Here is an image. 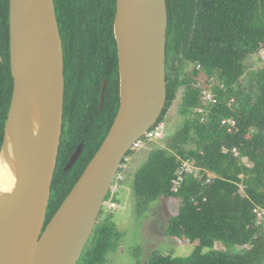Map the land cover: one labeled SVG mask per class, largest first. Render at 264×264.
I'll return each instance as SVG.
<instances>
[{
  "label": "trees",
  "instance_id": "trees-1",
  "mask_svg": "<svg viewBox=\"0 0 264 264\" xmlns=\"http://www.w3.org/2000/svg\"><path fill=\"white\" fill-rule=\"evenodd\" d=\"M212 1L216 4V18L210 12L208 27L198 24L196 44L183 50L178 72L167 79L166 105L158 121L179 98L181 128L165 148L150 152L132 180V199L138 213L146 204L162 198L177 200L166 235L193 245V251L177 258L154 252L148 264H264V219H258L255 212L264 209V65L247 70L243 64L247 56L264 48V0H202L208 5ZM115 3L116 0H54L66 83H79L85 74L78 76L71 70L75 60L89 61L94 56L99 71L107 73L112 72L114 59L117 71ZM186 63L194 65L191 73L183 72ZM197 64L208 75H216L226 88L223 93L217 92L216 104L204 105L200 99ZM12 90L9 0H0V146ZM72 102L67 91L60 150L79 124V118L72 114ZM198 109L206 111L204 123ZM224 119L235 120V127L225 124ZM178 158L188 159L214 176L207 182L201 171L200 176L186 174L178 192L172 193ZM60 181V175L55 174L47 221L71 188L65 181L61 186ZM128 183L125 176L117 182L119 186ZM118 198L111 191L107 200L116 202ZM111 219L107 214L96 223L79 264H107L106 255L116 248L117 241L111 243L112 235L119 239Z\"/></svg>",
  "mask_w": 264,
  "mask_h": 264
},
{
  "label": "water",
  "instance_id": "water-1",
  "mask_svg": "<svg viewBox=\"0 0 264 264\" xmlns=\"http://www.w3.org/2000/svg\"><path fill=\"white\" fill-rule=\"evenodd\" d=\"M165 0H116L120 106L86 171L47 221L64 118V58L54 0H9L13 81L0 146V264H76L126 153L166 103ZM73 155L66 166L77 158Z\"/></svg>",
  "mask_w": 264,
  "mask_h": 264
},
{
  "label": "flooded vegetation",
  "instance_id": "flooded-vegetation-1",
  "mask_svg": "<svg viewBox=\"0 0 264 264\" xmlns=\"http://www.w3.org/2000/svg\"><path fill=\"white\" fill-rule=\"evenodd\" d=\"M199 1L200 0H166L169 20L166 44L167 78H173L178 72L175 63L177 59L180 60L182 58V50H188L194 47L198 24H205L208 27L210 12L212 18H216V4H214L213 1L208 5L203 4L201 0V14L199 16ZM204 33L209 35L206 29ZM116 63L117 71L114 67V59H112V72L101 73L96 65L94 56L89 61H85V59L82 61L75 60L73 64H71V70H74L78 76H80L82 72L85 73L83 74V79L81 81L79 80V83H66L65 78L64 111L66 92L68 91L69 98L73 100L71 105L72 114L76 118H79V124L76 128L72 129L71 136L67 143L62 144V150L59 151V154L62 153L57 158L55 174L60 175L61 186L65 181L66 185L71 187L69 192L86 171L95 154L102 147L106 136L113 126L115 117L117 116L120 106L118 53ZM88 73L89 75L86 76ZM99 79L101 80L99 81ZM77 152L78 154L75 162L66 170V166ZM127 154H131L130 151ZM119 172L120 169L117 175Z\"/></svg>",
  "mask_w": 264,
  "mask_h": 264
},
{
  "label": "rangeland",
  "instance_id": "rangeland-1",
  "mask_svg": "<svg viewBox=\"0 0 264 264\" xmlns=\"http://www.w3.org/2000/svg\"><path fill=\"white\" fill-rule=\"evenodd\" d=\"M243 64L247 70L257 69L264 65V54L249 55ZM179 104L180 99L177 98L168 109L163 120L165 132L161 127L158 128L159 136L153 133L143 140L132 154L125 156L126 160L118 179L122 180L123 176L128 178L129 193L118 198L120 207L117 210L108 211L119 239L112 235L111 243L117 241L114 243L116 248L114 252L106 255L107 264H148V259L154 252L177 258L187 257L193 251V245L166 235L167 223L176 213L177 200L162 198L152 204H146L142 212L138 213L131 196L133 174L145 163L150 152L165 148L174 133L181 128L183 121L177 113ZM106 213L101 211L102 215L100 214L98 221L106 217ZM79 260L76 264H79Z\"/></svg>",
  "mask_w": 264,
  "mask_h": 264
},
{
  "label": "clouds",
  "instance_id": "clouds-1",
  "mask_svg": "<svg viewBox=\"0 0 264 264\" xmlns=\"http://www.w3.org/2000/svg\"><path fill=\"white\" fill-rule=\"evenodd\" d=\"M166 1V0H165ZM168 13V12H167ZM168 23H169V20H168ZM167 29H168V26H167ZM168 32V31H167ZM167 32H166V44H167ZM197 39V38H196ZM196 44V43H195ZM183 51V50H182ZM167 53V52H166ZM256 54H264V48H260L259 51L256 53ZM183 55V54H182ZM166 59H167V55H166ZM179 59H177L176 63H175V66L176 68L178 69V66H179ZM165 67H166V71H167V66L165 64ZM196 71H197V76H196V85L200 88V99L202 100V102L204 103V105H207V104H216L218 102L217 100V92H224L226 90L225 86L219 82L217 80V77L216 75H208V73L201 67L200 64H197L196 65ZM185 69H188L189 71L187 72V70ZM184 70L186 74L188 73H191L193 70H194V65L190 64V63H186L185 67H184ZM168 73V72H167ZM167 73H166V81L168 83V78H167ZM205 92H209L211 93L213 99L215 100V102L213 101H208L205 99V95L204 93ZM166 105V103H165ZM165 108V106H164ZM164 110V109H163ZM163 113V112H162ZM197 113H199L200 115H202L200 121L202 123L205 122V114H206V111H203L202 109H198L197 110ZM167 114V113H166ZM166 114L162 117V121L159 122L157 121L156 124L151 127L148 131H147V134L142 137L141 139L137 140L135 142V144H133L131 146V148L129 149L130 153L132 154L136 149L137 147L140 145V143L147 139L149 136H151L153 133L155 136H159L158 133H157V129L158 128H162V131H164V124H163V120L166 116ZM162 115V114H161ZM161 117V116H160ZM160 119V118H159ZM225 120V124L229 125L230 127H235V120L233 119H224ZM159 122V123H158ZM229 122H233L234 125H230ZM156 130V132H154ZM165 132V131H164ZM128 151V152H129ZM127 152V153H128ZM126 153V155H127ZM125 155V156H126ZM148 158V157H147ZM124 161L126 160V158L123 159ZM178 164H179V167L177 168L176 172H175V178L172 180V183H171V188H170V191L172 193H177L178 192V187L180 186V184L183 182V179H184V175L186 174H193V175H201V173H199L200 171L205 173L206 176H207V182L211 179V177H213L214 175L212 173H209L205 170H201L200 168L196 167L193 165V163H191L190 160L188 159H179L178 158ZM75 162V161H74ZM144 164V163H143ZM186 164L187 167H188V170H183V165ZM123 166V164L121 165V167ZM120 167V168H121ZM121 172V171H120ZM119 172V174H120ZM118 174V175H119ZM118 175H117V178L114 180V186L113 188L109 191L108 195L110 194V192L112 191V193L115 191V194L116 195H119V197L123 196L124 194H127L129 193V188H128V184L125 185V186H119L117 184V182L119 181L118 179ZM134 175V174H133ZM211 175V176H210ZM133 180V179H132ZM121 188V189H119ZM133 190V189H132ZM132 196V194H131ZM108 197V196H107ZM107 197L105 199V203H104V206H103V210L102 212H107V214L110 215V212L108 213V211H115L117 210L119 207H120V204L118 201L116 202H112V201H109L107 200ZM136 205V203H135ZM124 208V207H123ZM259 209H263V208H259ZM258 210V209H256ZM255 210V211H256ZM101 214V213H100ZM102 215V214H101ZM100 216V215H99ZM99 220V219H98ZM98 222V221H97Z\"/></svg>",
  "mask_w": 264,
  "mask_h": 264
},
{
  "label": "bare ground",
  "instance_id": "bare-ground-1",
  "mask_svg": "<svg viewBox=\"0 0 264 264\" xmlns=\"http://www.w3.org/2000/svg\"><path fill=\"white\" fill-rule=\"evenodd\" d=\"M11 190L10 180L7 176V171L0 163V197H4Z\"/></svg>",
  "mask_w": 264,
  "mask_h": 264
},
{
  "label": "built area",
  "instance_id": "built-area-1",
  "mask_svg": "<svg viewBox=\"0 0 264 264\" xmlns=\"http://www.w3.org/2000/svg\"><path fill=\"white\" fill-rule=\"evenodd\" d=\"M204 95H205V99L206 100L215 102V100L213 99L211 93L205 92ZM229 124L230 125H234L233 122H229ZM183 170H188V167H187L186 164L183 165ZM255 212H256V215H257L258 219H264V209H258Z\"/></svg>",
  "mask_w": 264,
  "mask_h": 264
}]
</instances>
